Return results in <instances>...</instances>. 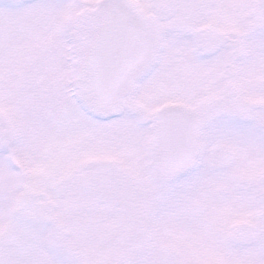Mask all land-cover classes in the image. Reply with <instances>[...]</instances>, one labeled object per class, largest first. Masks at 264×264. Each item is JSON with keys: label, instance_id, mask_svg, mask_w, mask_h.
<instances>
[{"label": "snow or ice", "instance_id": "6c2138e0", "mask_svg": "<svg viewBox=\"0 0 264 264\" xmlns=\"http://www.w3.org/2000/svg\"><path fill=\"white\" fill-rule=\"evenodd\" d=\"M0 264H264V0H0Z\"/></svg>", "mask_w": 264, "mask_h": 264}]
</instances>
